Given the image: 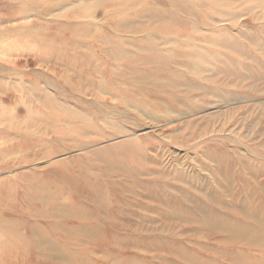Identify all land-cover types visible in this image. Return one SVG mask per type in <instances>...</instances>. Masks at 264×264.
<instances>
[{"label":"rangeland","instance_id":"rangeland-1","mask_svg":"<svg viewBox=\"0 0 264 264\" xmlns=\"http://www.w3.org/2000/svg\"><path fill=\"white\" fill-rule=\"evenodd\" d=\"M12 1L0 0V13L6 8L2 4L9 6ZM252 12L240 10V22L249 23ZM228 24V20L220 22ZM32 42L21 39L11 50L7 42L0 43V203L20 199L26 207L33 195L40 196V188L49 186L61 191L64 203L72 202L74 196L84 202L88 220L99 226L83 221L70 230L74 233L70 244L52 249L12 243L2 235L5 229L0 224V264H264L263 248L232 245L227 231L168 216L165 194L157 200L152 191L130 184L139 175L146 180L166 175L160 179L170 188L167 197L198 198L215 212L219 209L213 199L221 189L219 168L235 184L244 185L249 170L264 181V86L259 97L230 105L210 104L191 113L183 110V117L141 111L117 106V98L95 92L92 85L78 97L72 87L83 86L75 84L76 78L66 70L39 63L42 54L32 48ZM242 59L251 63L250 57ZM260 59L264 64V54ZM33 72L53 79V85L41 79L39 87L62 97L57 99L65 101V106L86 100L94 114L57 119L58 109L29 100L34 95L25 82L36 78ZM244 80L263 84L258 77ZM121 87L128 92L127 85ZM99 94L103 99L94 100ZM83 182L88 187L74 194Z\"/></svg>","mask_w":264,"mask_h":264},{"label":"bare ground","instance_id":"bare-ground-1","mask_svg":"<svg viewBox=\"0 0 264 264\" xmlns=\"http://www.w3.org/2000/svg\"><path fill=\"white\" fill-rule=\"evenodd\" d=\"M2 5L6 8L0 15L7 18L0 16V43L7 42L11 50L21 39L33 41L32 48L42 54L39 63L51 65L53 70H66L76 78L75 84L83 86L72 87L78 97L87 85H92L95 92L117 98V106L183 117V110L191 113L210 104L230 105L262 94L264 0H13L9 6ZM12 7L15 9L10 10ZM242 9L253 11L249 23L240 22L238 12ZM100 20L110 27L105 28ZM222 20L229 24L220 25ZM14 35L17 38L10 40ZM244 57H250L251 63H245ZM31 75L36 78L25 84L34 96L29 94L28 99L39 101L47 109H58L57 119L81 116L83 112L94 114L87 109L86 100L65 106V101L57 99L62 97L39 87L41 79L52 85L53 79L43 73L41 78L36 72ZM255 77L263 84H247L244 80ZM122 85L128 86V92ZM103 97L99 94L94 100ZM215 147L226 152L220 144ZM217 175L221 189L213 199L219 209L215 212L198 198L167 197L170 188L160 179L166 175L148 180L139 175L130 184L152 191L157 200L165 194L168 216L195 222L208 230L227 231L232 245L264 249V181L254 178L250 170L244 176V185L225 178L220 168ZM82 185L74 194L88 187L86 182ZM40 191V196L33 195L26 207L20 199L0 203V224L5 229L2 235L12 243L57 249L71 243L74 233L70 230L83 221L99 226L88 220L85 203L75 196L74 202L64 203L60 190L45 186ZM203 193L212 199L207 191ZM12 212L13 216L9 215ZM33 216L36 222L30 221ZM61 235L66 238H59Z\"/></svg>","mask_w":264,"mask_h":264}]
</instances>
